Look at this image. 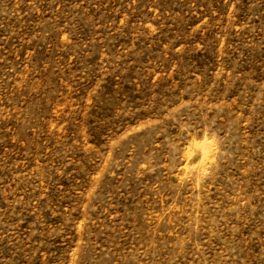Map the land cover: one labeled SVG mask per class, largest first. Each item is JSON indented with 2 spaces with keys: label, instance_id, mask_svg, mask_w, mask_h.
<instances>
[{
  "label": "rangeland",
  "instance_id": "1",
  "mask_svg": "<svg viewBox=\"0 0 264 264\" xmlns=\"http://www.w3.org/2000/svg\"><path fill=\"white\" fill-rule=\"evenodd\" d=\"M0 264H264V0H0Z\"/></svg>",
  "mask_w": 264,
  "mask_h": 264
}]
</instances>
